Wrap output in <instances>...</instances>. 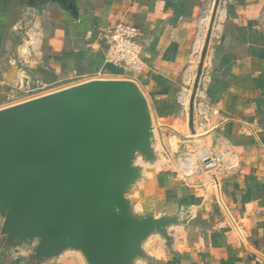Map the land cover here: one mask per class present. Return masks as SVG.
Segmentation results:
<instances>
[{
    "label": "crops",
    "instance_id": "1",
    "mask_svg": "<svg viewBox=\"0 0 264 264\" xmlns=\"http://www.w3.org/2000/svg\"><path fill=\"white\" fill-rule=\"evenodd\" d=\"M214 4L74 0L68 8L58 0H0V109L14 94L61 78L84 79L76 85L131 80L148 102L162 150L169 137L175 139V156L159 160L155 172H165L162 182L172 188L171 199L162 205L136 200V210L144 206L159 218L171 209L186 218L167 225L168 240L150 234L141 246L151 260L131 264H264V0L222 1L191 128L199 22ZM119 21L139 30L147 64L139 75L104 64L101 35ZM202 149L222 157L213 174L198 168ZM177 157H189L196 174L183 178ZM153 175L147 173L141 190L153 183ZM0 264L37 263L29 260L26 246L8 250L0 244ZM43 264L88 262L81 251L66 249Z\"/></svg>",
    "mask_w": 264,
    "mask_h": 264
},
{
    "label": "water",
    "instance_id": "2",
    "mask_svg": "<svg viewBox=\"0 0 264 264\" xmlns=\"http://www.w3.org/2000/svg\"><path fill=\"white\" fill-rule=\"evenodd\" d=\"M219 4L190 97L191 128ZM155 138L148 102L131 80H93L0 109V244L26 246L37 264L66 249L81 251L88 264L150 261L142 242L153 233L168 240L167 225L186 218L171 209L159 218L144 206L137 211L128 195L147 177L130 168L137 149L149 157V173L167 160L156 144L152 154Z\"/></svg>",
    "mask_w": 264,
    "mask_h": 264
},
{
    "label": "built area",
    "instance_id": "3",
    "mask_svg": "<svg viewBox=\"0 0 264 264\" xmlns=\"http://www.w3.org/2000/svg\"><path fill=\"white\" fill-rule=\"evenodd\" d=\"M222 1L225 0H220L218 12L220 10ZM210 18L211 14L204 13L202 15L199 22V36L196 39V44L199 41V38L204 39L205 42V36L210 24ZM101 39L103 41L102 51L105 65L118 68L123 74L126 75H139L145 69H147V64L143 59L144 49L140 40V33L137 27L133 24L119 21L115 23L110 29L104 31L101 35ZM194 52L195 57L200 58L202 50L200 52V56L197 55L196 50ZM34 90L36 89H32L31 91ZM201 108L202 102H199L196 106V110L201 112ZM175 143V139H173V137H169L167 148H163V154L168 161L176 154L174 149ZM176 161L178 172L183 178H190L196 174L197 168L194 167V163L189 157H177ZM197 162L198 168L213 174L212 172L222 165L223 160L220 155H215L205 149H202L197 158Z\"/></svg>",
    "mask_w": 264,
    "mask_h": 264
},
{
    "label": "rangeland",
    "instance_id": "4",
    "mask_svg": "<svg viewBox=\"0 0 264 264\" xmlns=\"http://www.w3.org/2000/svg\"><path fill=\"white\" fill-rule=\"evenodd\" d=\"M129 75L134 76L132 74H129ZM95 78H102V77L96 76ZM83 80H84L83 78H72V79L61 78L60 80L54 83L40 84V86H37V88H35L36 90L34 91L29 90L27 91V93H21L18 95L14 94L13 97L8 100V103L6 106L10 107V106H13V105L25 102V101H29V100L42 97V96H45V95H48V94H51L57 91H61L63 89L69 88L78 83H81L83 82ZM155 144L159 146L157 147V151L160 150V153L161 151L163 152L160 142H159V138L156 136L155 140H152V144H151V146L153 147L152 154L154 155L155 153H157L156 150H154ZM148 158L149 157L143 151L137 149L134 152V154H132V157H131L132 161L130 164V168L135 170L136 172L140 170L141 173L143 171H146L145 173H149V170L151 169L149 167L151 166L148 162ZM155 172L156 170L152 172V174H154L152 184L148 183L146 186H144V188L141 191L138 188L134 189L132 190V192L128 193V195L132 198H135V200L141 203H144V202L149 203V201H154L155 203L157 202L158 204L161 203L160 205H162L164 201L169 200V198L171 199L170 196L172 194V188L170 187L166 190L168 186L167 180L165 182H162L164 180L165 172H160L158 174H156ZM159 181H161V183L163 184L160 187H159ZM155 191H159V193L158 194L156 193L157 195H154L153 193H155ZM173 191H175V188H173Z\"/></svg>",
    "mask_w": 264,
    "mask_h": 264
},
{
    "label": "bare ground",
    "instance_id": "5",
    "mask_svg": "<svg viewBox=\"0 0 264 264\" xmlns=\"http://www.w3.org/2000/svg\"><path fill=\"white\" fill-rule=\"evenodd\" d=\"M203 44H204V39L199 38V41L197 42V46H196V52H197V55H199V56H200V52L203 48Z\"/></svg>",
    "mask_w": 264,
    "mask_h": 264
}]
</instances>
